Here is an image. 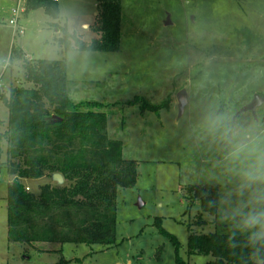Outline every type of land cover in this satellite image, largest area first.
Masks as SVG:
<instances>
[{
    "label": "rangeland",
    "instance_id": "obj_1",
    "mask_svg": "<svg viewBox=\"0 0 264 264\" xmlns=\"http://www.w3.org/2000/svg\"><path fill=\"white\" fill-rule=\"evenodd\" d=\"M24 0H0V96L10 97L25 81L23 60L9 59L11 48L24 61L66 62L67 92L74 104L97 102L107 116V137L122 144L124 160L138 164L134 187L116 197L115 241L110 247L85 244H19L7 239V185L19 181L38 194L50 178L21 180L8 175L6 147L0 144V264H175V249L185 264H206L209 255H188L187 227L195 234L224 232L225 226L197 201L183 196L188 186L205 182L210 152L192 143L187 131L199 108L209 101L234 105L237 114L264 116V103L254 113L240 110L255 95L264 99V0H120L121 38L116 52L64 51L56 24L78 41L89 43L97 0H58L54 20L42 9L20 14L17 35L11 11ZM169 24L165 25V22ZM92 25V26H91ZM86 26V27H84ZM74 46V39L69 40ZM192 58L185 68L177 67ZM185 90L187 104L179 115L176 95ZM131 103L128 104L127 102ZM114 104V105H113ZM145 104L162 105L157 112ZM8 110L0 100V134ZM30 188V190H29ZM205 222L192 226L198 214ZM194 225V224H193ZM46 248L56 252L42 254Z\"/></svg>",
    "mask_w": 264,
    "mask_h": 264
},
{
    "label": "trees",
    "instance_id": "obj_2",
    "mask_svg": "<svg viewBox=\"0 0 264 264\" xmlns=\"http://www.w3.org/2000/svg\"><path fill=\"white\" fill-rule=\"evenodd\" d=\"M24 13L42 9L52 19L58 8L51 0H25ZM120 0H97L89 42L78 41L65 27L54 25L64 51L116 52L121 38ZM74 39L71 47L69 40ZM20 49L11 48L9 59L23 60L24 79L31 88L18 87L0 100L8 110L7 127L0 134L6 147L8 175L21 180L50 178L58 173L61 186L46 184L38 194L26 190L19 181L7 185V239L19 244H85L110 247L115 241L116 197L120 189L135 186L138 164L122 159V144L107 137V116L97 102L74 104L68 97L66 62L62 60L24 61ZM128 104L131 102L128 101ZM114 105V104H113ZM162 105L145 104L144 110L157 112ZM1 153V151H0ZM183 196L197 201L201 213L217 219L210 201L218 197L217 186H188ZM194 224V225H193ZM205 222L201 214L192 226ZM187 227L188 255H209L206 264H237L226 246L227 233L195 234ZM175 249V264H185ZM55 264H71L60 258Z\"/></svg>",
    "mask_w": 264,
    "mask_h": 264
},
{
    "label": "clouds",
    "instance_id": "obj_3",
    "mask_svg": "<svg viewBox=\"0 0 264 264\" xmlns=\"http://www.w3.org/2000/svg\"><path fill=\"white\" fill-rule=\"evenodd\" d=\"M191 62L184 58L177 67ZM187 136L212 155L211 169L201 176L219 186L209 206L225 226L226 246L237 264H264V116H241L234 105L209 101L197 111Z\"/></svg>",
    "mask_w": 264,
    "mask_h": 264
},
{
    "label": "water",
    "instance_id": "obj_4",
    "mask_svg": "<svg viewBox=\"0 0 264 264\" xmlns=\"http://www.w3.org/2000/svg\"><path fill=\"white\" fill-rule=\"evenodd\" d=\"M169 24V22H165V25ZM177 103H178V110H179V115H182L183 109L187 104V99H186V93L185 90H180L177 95H176ZM260 103H264V99L259 97L258 95H255L253 100L245 105L239 112V114H242L244 112L250 111L254 113L255 108L257 105ZM51 181L54 182L57 186H61L64 183V180L62 176L58 173L52 174L50 177Z\"/></svg>",
    "mask_w": 264,
    "mask_h": 264
},
{
    "label": "built area",
    "instance_id": "obj_5",
    "mask_svg": "<svg viewBox=\"0 0 264 264\" xmlns=\"http://www.w3.org/2000/svg\"><path fill=\"white\" fill-rule=\"evenodd\" d=\"M52 2H57L58 0H51ZM24 9H25V3L23 4H20L19 6L17 5L15 9H13L11 11V14H12V18L9 20V24L16 28V33L17 35H22L23 34V30L21 29L20 25H18V16L20 14H23L24 13ZM26 190H28L27 187H25Z\"/></svg>",
    "mask_w": 264,
    "mask_h": 264
},
{
    "label": "crops",
    "instance_id": "obj_6",
    "mask_svg": "<svg viewBox=\"0 0 264 264\" xmlns=\"http://www.w3.org/2000/svg\"><path fill=\"white\" fill-rule=\"evenodd\" d=\"M24 2H25V0H24ZM57 4V3H56ZM57 8H58V6H57ZM84 27H86V26H84ZM55 32V34H58V32H56V30L54 31ZM19 49V48H18ZM21 50V49H20ZM21 52L23 53V51L21 50ZM25 53H23V55H24ZM26 55V54H25ZM26 57H28L27 55H26ZM29 58V57H28ZM68 97H69V95H68ZM70 99V98H69ZM71 100V99H70ZM48 178V177H47ZM49 184H52V183H49ZM24 185V187L25 186H28L29 187V185H25V184H23ZM27 187V188H28ZM29 190H30V188H29ZM45 244H47V243H45ZM54 244V243H53ZM51 252L52 253H54V252H56V250H54V249H52V248H46L45 250H43L42 251V254H51Z\"/></svg>",
    "mask_w": 264,
    "mask_h": 264
}]
</instances>
